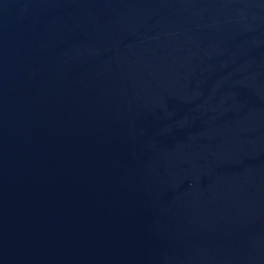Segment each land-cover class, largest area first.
Wrapping results in <instances>:
<instances>
[{"label":"water","instance_id":"water-1","mask_svg":"<svg viewBox=\"0 0 264 264\" xmlns=\"http://www.w3.org/2000/svg\"><path fill=\"white\" fill-rule=\"evenodd\" d=\"M0 264H264V0H0Z\"/></svg>","mask_w":264,"mask_h":264}]
</instances>
